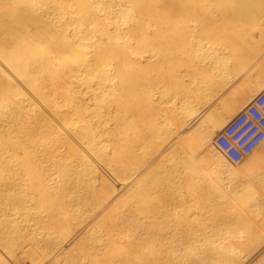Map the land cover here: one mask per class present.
I'll return each mask as SVG.
<instances>
[{
	"label": "bare ground",
	"instance_id": "obj_1",
	"mask_svg": "<svg viewBox=\"0 0 264 264\" xmlns=\"http://www.w3.org/2000/svg\"><path fill=\"white\" fill-rule=\"evenodd\" d=\"M248 1L0 0V264H264V142L206 147L264 86Z\"/></svg>",
	"mask_w": 264,
	"mask_h": 264
},
{
	"label": "built area",
	"instance_id": "obj_2",
	"mask_svg": "<svg viewBox=\"0 0 264 264\" xmlns=\"http://www.w3.org/2000/svg\"><path fill=\"white\" fill-rule=\"evenodd\" d=\"M264 142V88L218 132L214 147L232 165Z\"/></svg>",
	"mask_w": 264,
	"mask_h": 264
},
{
	"label": "rangeland",
	"instance_id": "obj_3",
	"mask_svg": "<svg viewBox=\"0 0 264 264\" xmlns=\"http://www.w3.org/2000/svg\"><path fill=\"white\" fill-rule=\"evenodd\" d=\"M252 1V3L250 2V1H248V2H246L245 4H243V6H241V8L239 9V10H237L233 15H230L229 17H227V18H225V22H226V27L228 28V29H230V28H233V27H235V28H237V29H239V28H241V29H243V30H247V31H251L252 32V35H253V37H254V39L256 40V41H259V39H260V32H259V30H258V28H257V26H258V24L261 22V10H260V7H261V5H262V3H261V1L262 0H251ZM245 46H248V43H246L245 44ZM257 46H258V48H261V46H262V43H258L257 44ZM257 48V47H256ZM263 61H264V45H263V47L260 49V51L259 52H257V54L252 58V60H251V62L249 63L250 64V68H251V75H252V77H251V79H250V81L252 82V81H254L255 79H260V78H262V77H264V66H261V64L263 63ZM264 88V86L263 87H261V88H258V90L256 91V95L262 90ZM227 88H225V90H226ZM224 90V91H225ZM255 95V96H256ZM254 96V97H255ZM218 97V96H217ZM253 97V98H254ZM216 99V98H215ZM212 102V101H211ZM210 105V104H209ZM195 107H199V105L198 106H195ZM206 107H208V105L207 106H205V108ZM245 107H243V109H244ZM242 109H239V111H236V113H235V115L236 114H238V112H240ZM235 115H233V116H231V117H228L227 119H225L226 120V124L235 116ZM225 117V115L223 116V118ZM201 120V119H200ZM195 121V120H194ZM225 124V125H226ZM224 125V126H225ZM188 122H186L185 123V129L183 130V132H185V131H187V129H188ZM223 126V127H224ZM222 130V129H221ZM220 132V131H219ZM218 133V132H217ZM215 136H216V134H215ZM215 136H214V138H215ZM214 138H213V140H214ZM212 143V145L211 144H208L206 147H208L209 145L210 146H214L213 145V141L211 142ZM209 146V147H210ZM208 147V148H209ZM227 161V160H226ZM227 163L228 164H230L228 161H227ZM179 166L177 167H175V169H177L178 170V172H177V170L175 171V169H171L170 171H171V173L170 174H172L171 175V177H170V175H169V177H170V180L168 179L169 177H168V175L166 174V173H164V177H162V174H161V177L162 178H167L166 180H164V179H162V180H164L163 182H165V184H166V186H167V189H168V192H170V189L172 188L173 190L174 189H176V190H178V191H176L177 193H180V192H182V194L184 195L185 193V196H186V198H187V200L189 201V199H190V201H192V200H194L195 201V197H194V195L195 194H193V191H196L197 190V188H195V187H192L193 188V190H191L192 188H189V187H191L192 186V182H188V181H186L188 184V186L186 185V183H184L185 181L184 180H182V178H185V176H183L184 174H183V172H181L179 169ZM222 169V168H221ZM102 173H104L105 175L107 174V176H108V173L104 170V169H102V171H101ZM176 172V173H175ZM179 172H180V174H179ZM178 173V174H177ZM179 175V176H178ZM166 176V177H165ZM109 177V180L110 181H112V183L114 184V188L115 189H118V184H116L115 183V181H114V179L112 178V177H110V176H108ZM160 176H159V178H161ZM177 177V178H176ZM180 177V178H179ZM182 177V178H181ZM172 178H173V180H172ZM258 179V178H257ZM256 179V180H257ZM174 180H176V181H174ZM180 180H182V181H184V182H182V181H180ZM185 180H186V178H185ZM259 180V181H258ZM257 181V183L259 184H257L258 186H257V190L259 191V190H261V191H264V189L262 190V189H260V188H263L262 187V184H261V186H260V183H262L263 182V180H262V178L261 179H258ZM171 181H173V182H171ZM177 181H178V183L179 182H181V183H183V184H185V185H183V184H181L184 188L186 187L187 189H182L181 187L182 186H180L178 183H177ZM169 182H170V184H169ZM175 182V183H174ZM201 183V181H198V184H200ZM177 184V186H175ZM169 186V187H168ZM176 188H175V187ZM180 186V187H179ZM194 186V185H193ZM174 187V188H173ZM179 187V188H178ZM259 188V189H258ZM182 191H181V190ZM194 189H196V190H194ZM190 191H192V192H190ZM198 191V190H197ZM175 192V193H176ZM191 193V196H192V200H191V197L189 196V194ZM189 193V194H188ZM252 192H250V193H245V198L246 199H251V198H253V196H254V194L252 193ZM181 194V193H180ZM197 196H198V194H197ZM194 198V199H193ZM190 203V202H189ZM192 203V202H191ZM194 203V202H193ZM24 264H27L26 263V261H25V263Z\"/></svg>",
	"mask_w": 264,
	"mask_h": 264
}]
</instances>
